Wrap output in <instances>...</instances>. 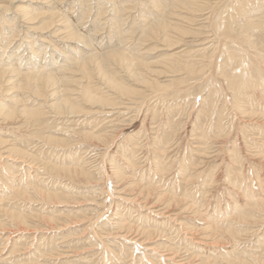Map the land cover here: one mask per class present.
Masks as SVG:
<instances>
[{"label": "rangeland", "instance_id": "1", "mask_svg": "<svg viewBox=\"0 0 264 264\" xmlns=\"http://www.w3.org/2000/svg\"><path fill=\"white\" fill-rule=\"evenodd\" d=\"M91 1H93V0H91ZM212 1H214V0H212ZM44 2H45V0H43L41 2H39V0L34 1L33 2V5L35 4L34 10L35 11H41V10L46 9L48 11H51V10L54 9V7H49V4H47L48 7L46 5H44L43 4ZM52 2H54V1L52 0ZM57 2H58L56 4L57 8H58V6L61 8L60 11H59L60 14H61V17L60 18L63 20V16H64V18H66V17L69 18L70 17V19L72 20V22L74 21L73 23L75 24L76 21L79 20L78 19V17H79L78 15L80 14V11L82 10V6H81V3H80L81 1H79V0H58ZM4 3L10 4V1H8V2L6 1ZM79 4H80V6H79ZM53 5H55V2L53 3ZM42 8H44V9H42ZM133 11H134L133 13H136V10H133ZM208 11L209 10H206V13L204 11V14L201 17H198L196 19V21L194 20V22H196V23L193 22L191 25H188L189 28L192 29L196 33L195 36H191V37H188L187 38L189 40H193L192 45L190 43V45H183V46L179 47L178 49H172L171 51H169L170 54L173 53V52L176 53V54H184L185 52L186 53L190 52L192 57L188 53L189 56H190V58H187V60H193L194 59L193 62H195V61H198V60H202V56L200 54L204 50H211V48L213 47V44L209 43V39H211L213 37V35H212V32L209 31V28L206 27L205 25H203V24L206 23L205 17L208 16V13H209ZM4 15L6 16V18L8 20L6 22L7 24L1 22L3 20ZM16 16H17V18H16ZM103 16L104 15H102L101 17L103 18ZM85 17H86L85 18L86 21L85 20L81 21V24H83L84 27L82 25H80V28L79 29L82 30V31H84L83 33L86 32L87 34H92V36H94L93 38H94L95 41L93 39L91 40V46H90L91 49H95L94 51L97 50L100 53V52H103L104 50H109V49H116L117 50V49H121L122 48V46H121V48H119V45H121V44H119V43H121V40H120L121 35L119 33L118 34H115L114 37H112L109 32H111L113 28H110L111 29V31H110V29L107 28V26H109V25H104L103 26V24H101L102 26L101 25L99 26L96 23V21H95L97 18H95V20H94L93 16L85 15ZM89 17H90V19H88ZM137 17L139 19V15L138 14H137ZM92 18H93V21H92ZM0 19H1L0 25L6 24V25H4V28H5L6 32L10 29V27L13 24H16L15 25L16 27L13 30L15 32H17V33H18V30H20V29L23 28L21 30L22 33H21V31H19V33H21V35L19 34V36H16V38L13 41H11V42H8L7 43V41H9V39H10L9 38L10 37V34L9 33H6L5 34V38L4 37L3 38H0V41H2L4 43V45L8 46V44L10 43L9 44V48L6 49L4 58H8L10 56V54H11L10 53V50L13 51V48L14 47H16L17 45H19L20 43H22L23 45L21 46V48L19 49V51L21 52V56H23V58H25V59L27 58V60H25V59L23 60L24 62L22 64V65H24V64L26 65L27 64L26 62L29 60L28 59L29 57H27L26 55L28 54V56H30V52H28L30 50L27 49L26 42L28 41V39H29V41H32L33 38L39 37L38 35H40L41 33H38V32L35 33V32H32V31H28L26 29L27 23H25L23 21V17H21V14L20 13L15 14V12H13V11L7 13V12H5V11L3 12L1 10L0 11ZM42 20H44V19H42ZM88 21H89V23H88ZM106 21L107 20H104L103 19L101 21V23H104ZM86 24H87V26H85ZM21 26H22V28H21ZM96 26H99L100 29H98L99 27H96ZM130 26H131V28H130ZM138 26L139 25H127V26L124 25V27H122L120 25V27H121L120 28L119 25H115V27H117V28H114L113 31H112V32H114L115 30L116 31L117 30L118 31H122L123 30L124 31L123 33H125V31H126L125 36L127 38L125 37L124 40H126V39H128V40L127 41H124V44L123 43L122 44L124 45L125 48L127 47L126 50H125L127 52H130L132 50V46L134 45V43L138 42L137 40H138V38H139V36H140L141 33L140 32L137 33V32L139 30L141 31L143 29L144 25H140L139 27ZM136 27H138V28L136 29ZM101 29H103V30H101ZM126 29H128V30H126ZM134 29H135V32H134ZM99 30L102 31V32L99 33ZM88 31H90V33ZM130 31H133V32L130 33ZM201 31L203 33H201ZM93 33H94V35H93ZM201 34H202V36H201ZM42 35L43 36L46 35L45 37H47L49 39H51V36H52V35L49 36V34L47 35L45 33H42ZM98 35H99V37H98ZM129 35L130 36L132 35V36L130 37ZM203 35H205V36H203ZM210 35L212 37H209ZM24 36H26V38H24ZM52 38L53 39H51V40H53L52 41L53 43L50 42L47 45V49H45V51L46 50L48 51L47 54H46V57H48V60L51 58L50 57V54H49V51L52 52L51 50H53L55 48V47H53L52 44H55L57 46L59 45L60 47L65 44V42H63V40L57 39V37H53L52 36ZM96 38H98L99 40H96ZM100 38H102V40ZM134 38H136V39H134ZM20 39H21V41H20ZM25 39L27 40L26 42H24ZM130 39L131 40L133 39V40L130 41ZM194 39L197 40L196 42H198V43H196ZM93 41L96 42L99 46L96 43H92ZM102 41H104V42L102 43ZM111 41L113 42V45H112V42ZM134 41H136V42H134ZM16 42H17V45H15ZM125 42H127V43H125ZM143 42H144L143 44L142 43H139L141 47L138 46L140 49H139V51L137 53H140L142 55V59L144 58V60H147L148 62H152L153 69H156L157 68V70L159 71V69L162 68V69H160V71L163 70L164 67L161 66L160 63H157V65H156V61H158L159 59H161V58L164 57L163 54L165 52L163 53V49L162 50H158V49H161L162 46H159V47L157 46V48L154 51V50H152V48L156 44L159 45V43H158L157 40H154V39H151L150 40L149 39V41L148 40H145ZM210 42H212V39L210 40ZM69 44L70 45H73V44L74 45H77L76 43H72V44L69 43ZM127 44H129V45H127ZM144 45H146V46H144ZM79 46L81 47V43H80ZM99 47H101V48H99ZM148 49H150V50H148ZM198 49H201L202 51L201 50H198ZM140 50H142V52L144 54H142V52ZM156 50H158V51H156ZM178 50H179V52H178ZM38 51H39V49H36V52H38ZM135 51H133V52H135ZM40 52H42L41 51V48H40ZM151 52H153L154 54L151 53ZM89 53H91V52H89ZM89 53H87V54H89ZM194 53H196V54H194ZM139 58H141V57L139 56ZM150 59H152V61ZM153 59H154L155 65L157 67H155V65L153 63ZM218 63H220V61ZM152 64H151V66H152ZM207 66L209 68L210 64L208 63ZM113 67L112 68L110 67V72H111V70L114 69ZM210 69H212V67ZM210 69H208V71H211L212 72L213 69L212 70H210ZM208 71H207V74L210 73ZM122 74H124V73H122ZM184 75L181 72L176 75V73L175 74H173L171 72L168 73V72H165V70H164V72H158V73L156 72L154 75H151L150 77L153 78V79H156L157 78V80L160 82V85H162L164 83L165 85L163 84L161 86L162 88L160 87L159 89H156V88L149 87L147 85H140V87H139V85H137V87L140 90V91H138L139 93H135V95L134 94H131L130 95L131 97L130 96H127V95L122 96L123 99L120 98V101H122L120 104H118V105H116L114 107L107 106L106 108L105 107L104 108H101V107L94 108L93 107L94 109H92L90 111V113H88L89 111L88 112H85V113L82 112V113L79 114V116H73V118L70 117L71 120H69V117L67 118V116H69L67 114H63V115L60 114V116H59V114H56L54 116V114L50 112L53 116L50 115V113H48V114L46 113V114H44L45 117H44V115H42L43 117L41 116V118H38L39 121L36 120V122H34L35 121V118L34 119H31L30 121L26 120L25 118H22L23 121L21 119V121H19L20 123L17 124V126H20V127H14L13 126V128H12V125L10 127V124L6 123L7 122L6 120H2V116H0V127H4V128L6 127L5 129H0V131H1L0 133H2V134H0V138H2V140H0L1 141L0 142L1 143L0 144V147H3L2 149L0 148V170H1L0 171V181H1L0 182V192H1L0 193V197H2V198H0V222H1L0 223V226H1L0 227V229H1L0 231L2 232V233L0 232V238L1 239H4V240H1L0 239V250H1L0 251V262H1L0 264H9L10 262H11L10 264H25V263L26 264L27 263L28 264H33V263L34 264L35 263L38 264V261L39 260L41 261L44 258H45V260H42V262H45V263H43V264H48L49 263V260H52V261H50L49 264H53V263L54 264H56V263L57 264H64V261H65V264H95L96 262H98L96 264H111V263L112 264L113 263L114 264H133V262H135V261H136L135 264H166L165 263L166 260H167L166 262L167 263L170 262V264H200V263L201 264H229V263L230 264H232V263L233 264L234 263L235 264H256V263L257 264H264V252H263L264 250H262V249H261L262 251L259 250L261 246L264 248V239H263L264 238V205H263L264 202L257 203L256 206H254V207H251L248 204V200L255 199V198H261V201L262 200L264 201V195H262V193L264 192V180H263L264 179V174H263L264 173V152H263L264 151V143H263V141H264V134H263L264 133V127H262L264 125V116L262 115L263 113H261V110H262L261 108H264V107L261 104L262 99L261 100L259 99L260 98V95L262 97V94H263V91L264 90L262 88H258V89H261L260 91L258 89H255L254 90L255 91V96L257 97L256 98V102L250 104L246 110L244 109V108H246V105H245V107L244 106L241 107L243 110L240 111V107L239 108L237 107L238 104H235V102L233 101V98H232L233 97L232 90L231 89H226V91L225 90L222 91V93H220V95L218 94L216 96V98H214L215 99V102H216L215 104L217 106L215 105V107L213 109L214 110L213 112H216V114L214 113V115H213V112H212V114L209 115L210 113H208L207 106L204 104V100H203L205 98V96H206V92H202L198 88L186 89L184 91H181V93L178 94V95H176L175 93L172 92V91H174L175 86L174 85H171L170 86V83L172 81H174V80H178L179 78L183 77ZM167 77H168V79H167ZM92 81H94V82L92 83ZM92 81H91V84L93 85V87H96V88H99V89L103 90L104 93L107 92L106 90H108V89L104 88V86L99 83V79L98 80L95 79V80H92ZM84 82L86 83V81H84ZM128 82L131 83V84H134V83H132L133 82L132 80H129ZM94 84H97V85H94ZM134 86L136 87L135 84H134ZM141 86H143V87H141ZM207 86H212V83L211 84H208ZM145 87H147V89ZM8 88H7V86L5 87V89H8ZM102 88H104V89H102ZM161 89H163V90H161ZM13 90H15V91L13 92ZM187 90H190V92L189 93L186 92ZM193 90H195L194 93H193ZM153 91H155V92H153ZM4 92H2V93L0 92V96H3V98H4L3 99V98L0 97L1 98L0 99V103L2 102L1 101L2 99L5 100V101H7V102H11L12 95L13 94H16V93H19L20 91H17L16 92V89H11L7 93H6V91H4ZM108 92L111 93V91H109V90H108ZM143 94H146V95H143ZM160 94H161V96H159ZM225 94L226 95L228 94L230 96L228 97V95L226 96ZM24 95H26V96H24ZM125 97H127V98L125 99ZM22 98H24L23 99L24 101L26 100V103L27 104H24V105H27V107H31V105H33V104H36L37 105V102L43 104V100H44V98L43 99L42 98H40V99H37V98L32 99L33 97L31 95H28L27 94V91L23 92ZM221 99H223V100L221 101ZM40 100H42V101H40ZM167 100H168V102H166ZM175 100H176V102L178 104L176 102H173ZM187 101H188V103H187ZM220 102H222L225 105L224 109L221 110V113H220V108L219 107H221V105L223 107L224 105L222 103H220ZM234 106H235V108H237V110L234 108ZM260 106H261V108H260ZM86 107H87L86 110H90L91 109V108H88L89 106H86ZM109 107H111V108H109ZM126 107H127V109H126ZM136 107H137V109H136ZM139 107H140V109H139ZM232 108L235 109V110H233ZM96 110H97V112H96ZM120 110H122V111H120ZM113 111H114V113H112ZM254 111H256V112H254ZM118 112H120V114ZM248 112L249 113L251 112V113L249 114ZM96 113H98V114L96 115ZM219 113L222 116L221 120L223 119L222 120V123L223 122L224 123L226 122L225 124L223 123V130L220 133L218 132V128H216V126H214V124H213V122L215 123L217 121L216 119L219 118ZM85 114H87V115H85ZM137 114H138V116H137ZM114 115H115V117H114ZM47 116H49V117H47ZM95 117H96V120H94ZM45 118H46V120H45ZM61 118H62L63 121L61 120ZM63 118H65V119H63ZM48 119H50V120L48 121ZM251 119H253V121L254 120L257 121V123L252 122ZM90 120L91 121L94 120L93 121L94 123H92ZM99 120H100V122L98 124V121ZM118 120H120V121H118ZM231 120H233V122ZM27 121H28V123H27ZM95 121H97V123ZM210 121H212V122H210ZM86 122H87V125H86ZM45 123H47V124H45ZM88 123H90V124H88ZM95 123H96V125H95ZM42 124L44 125V128H42L43 134L42 135L41 134H37V135L36 134H33L32 132L33 131H36L38 128H41V125ZM48 124H51V126L48 127L47 126ZM24 125H26V126L24 127ZM54 125L57 126L58 129ZM66 127H67V130H65ZM14 128H16L15 131H13ZM61 128H63L65 130V132ZM128 128H129V130H128ZM6 129H9L8 132H7ZM130 129L132 130V132H131ZM4 130H6V131H4ZM21 130H24V131H21ZM96 130H98V131L97 132H94ZM11 131L12 132H15V133H13V135H10V134H12ZM30 131H31V135L29 133ZM100 131H101V133L98 134ZM16 132H19V134L16 133ZM68 132H69V134H68ZM160 132H162V133H160ZM211 132H213V133H211ZM88 133H94V134H96L94 136L95 137L94 140L92 139L93 137L90 138V136L88 137V135H86ZM174 133L177 134V135H174L173 136ZM205 133H208V137L206 139H204V137H203V135ZM157 134H158V136H157ZM163 134L165 136H162ZM167 134L170 135V136H167ZM101 135H102V137H101ZM143 135H144V137H143ZM23 136H26V137H23ZM49 136L54 137V138H56V137L59 138V139L56 138L58 140L57 143L55 142L56 143L55 144V143L49 141L48 140L49 138H47ZM96 136H98L97 137L98 139L96 138ZM104 136L107 137V140H106V137H104ZM159 136H162V138L164 140L161 137H159ZM16 137L17 138H20L19 139L20 142H19V140ZM27 137H30V140H28ZM193 137H194V139H193ZM195 137H196V140H195ZM251 137L254 138V139H252ZM3 138H5L6 140H9V141H5ZM14 138L16 139L17 142H15V139ZM37 138H38V140H37ZM101 138L104 141H102ZM172 138H174L173 139L174 142H173V140H170ZM190 138H192L194 141H192V139H190ZM76 139H79V140H76ZM137 139H138V142H137ZM151 139H152V141H151ZM229 139H230V141H229ZM59 140H63V141H59ZM182 140H184V141H182ZM10 141L13 144V146H12L11 143L8 144ZM97 141H99L98 145H96L97 144L96 143ZM108 141H109L110 144H107ZM42 142H46V144L45 143H42ZM126 142H127V146L125 144ZM151 142H153V143L151 144ZM17 143H18V145H17ZM22 143L24 145H22ZM38 143L39 144L42 143V144L39 145ZM52 143H53V145H52ZM121 143H123V144H121ZM137 143H139V144L137 145ZM223 143H225V144H223ZM260 143H261V145H260ZM37 144L40 147L39 146L37 147ZM59 144H60V146H59ZM69 144H71V145H69ZM146 144H147V147H146ZM10 145H11V147L14 150L10 147ZM47 145L50 146V147H46L45 148V146H47ZM92 145L95 146V147H93ZM119 145H121V146H119ZM142 145L144 147H142ZM153 145H155V147L158 148V149H156ZM168 145L171 148L170 147L166 148ZM187 145H189L188 146L189 148L187 147ZM254 145L255 146L258 145V146L256 148H254L255 147ZM6 146H7V149H6ZM58 146H59V148H58ZM137 146H140V147H137ZM193 146L196 147L198 150H196V148H194ZM230 146L232 148H230ZM235 146L238 148V155H241L239 157L240 158L243 157L245 160L243 158H241V162L234 161V158H233L234 157V154L232 153V149ZM71 147L73 148V150H72ZM117 147H118V149H117ZM200 147H202V150H201ZM218 147H219V149H218ZM52 148H54V149H52ZM106 148H109V149L107 150ZM204 148H205V150H204ZM32 149L35 152H32L33 151ZM154 149H155V151H154ZM262 149H263V151H262ZM20 150L26 151L25 152L26 155L25 156H20L21 155V154H19V151ZM30 150H32V151H30ZM123 150L124 151H128V152H124ZM139 150H141V151H139ZM253 150H255V151H253ZM257 150H259V151H257ZM2 151L4 153L6 152V154H3ZM57 151H59V152H57ZM71 151H73V153ZM107 151H108V153H107ZM8 152H9V154H8ZM30 152L33 153L34 156ZM39 152H40V154H39ZM146 152L148 154L147 156H146ZM10 153H12L15 156H13ZM28 153H29V155H28ZM45 153H47L48 155L45 154ZM76 153L78 155H76ZM93 153H95V154H93ZM117 153H118V156H117ZM261 154H262V156H261ZM111 155L115 159L113 157L111 158ZM4 156H6V157H4ZM37 156H38V158H37ZM122 156H124V157H122ZM154 156H156L157 158L154 157ZM246 156H249V157H246ZM24 157H25V160H24ZM68 157H70L72 160L70 158H68ZM75 157L76 158L78 157L79 160L76 159ZM126 157L129 158V159L132 158V159H130L132 161L130 162V160L127 159ZM145 157H146V159H144ZM159 157H160V159H159ZM261 157H262V159H261ZM60 158H61V161H60ZM118 158H119L120 161L118 160ZM162 158H163V160H162ZM5 159H6V161H5ZM11 159L13 160V162H12ZM139 159L142 160V161H140ZM73 160H74V162H73ZM157 160H159V161H157ZM42 161H44V162L42 163ZM75 161H76V164H75ZM164 161H165V163H164ZM7 162L9 164H6ZM256 162H258V163H256ZM78 164H79V166H78ZM64 165H66V166H64ZM71 165H72L73 168L76 167V166H78L77 169H81V170H85L86 172H89L90 176L93 175L92 177H90V179H92V181L91 180H89V181L87 180V178H89L88 176H86V177H81L80 176L79 177L80 179H78V177L69 179L68 176H66V177L64 176V174H63L62 171H60V170L55 171L51 167V166H53L55 168H59L60 166H62V167H65V168H69V167L71 168ZM122 165H124V166H122ZM163 165H164V167H163ZM179 165L181 166V168H180ZM227 165H229V166H227ZM239 165H241V166H239ZM87 166H88V168H87ZM156 166L158 167V169H157ZM203 166H205V167H203ZM99 167H100V170H99ZM119 167L121 169H119ZM160 167H162L161 170H160ZM22 168H24V169H22ZM86 168H87V170H86ZM92 168L94 169V171H96V169H97V173L96 174H95V172L93 171ZM124 168H125V170H124ZM137 168H139V169H137ZM142 168H143V171H142ZM150 168L153 169V170H150ZM49 169H52L53 171H50ZM114 170H115V172H114ZM131 170H134V171L131 172ZM146 170H147V172H146ZM180 170H182V171H180ZM185 170L187 171V173H185ZM140 171H142L144 173H142ZM150 171H151V173H150ZM158 171L161 172V173H158L159 176H160V177L158 176L159 177V180L157 178V175H158L157 172ZM4 172H6L5 173L6 175H4ZM103 172H105L104 173V178H105L104 181L105 182H103V180H98V178H97ZM26 173H27V175H26ZM122 173H124V175H121ZM131 173L132 174L134 173L135 176H134V174L132 175ZM145 173H148L149 176H148V174H145ZM184 173H185V176L187 178L184 176ZM204 173H205V175H204ZM228 173L229 174L231 173V174L229 175ZM7 174L9 176H7ZM32 174H34V175H32ZM151 174H152V176H151ZM208 174H210V175L208 176ZM1 175H3V176H1ZM116 175H118V176H116ZM106 176H107V178H106ZM121 177L128 178V181L129 182L131 181V179H132V181H133V179L134 180L136 179L134 183H136V184L138 183V185L143 186V187H148V185H149L148 182L150 183L152 181L151 183H154L156 185V187H157L158 194H161V192H162L163 194H166L167 195L168 192H169V193L172 194V195L169 194L170 196H173V195H176L177 196L178 195L180 197V195H183L180 198L182 200L183 199L184 200L183 201L180 200V204H178L179 203V200H177V201H175L176 203L173 202L174 205H171V206H170V204H172V202L171 203L169 202L170 204L167 202V206H166V204H164V202L166 203L165 199H164V202L162 201L163 199L161 201H159V200L157 201V198H156V196H158L157 194L152 195L150 198L148 197L149 199H147V201H145L144 198H141V199L135 198V199H133L134 196L137 197L138 194L137 193L136 194L135 193L132 194V190L129 191L128 190V187H125V186H128L127 184H129V183H127V184L124 183L125 186H124V184L122 185L123 190L125 189L124 191L122 190L121 187L119 188V186L115 183L117 180L120 181V178ZM130 177H131V179H130ZM181 177H183V178H181ZM225 177H227L229 179H227V178L225 179ZM255 177H256V179H255ZM2 178L3 179L4 178L5 179L8 178V179L7 180H5V179L3 180ZM51 178H52V180H51ZM206 178L209 181H207ZM163 179H165V180H163ZM253 180H254V183H253ZM2 181L4 183H6L5 186H4V184H3ZM63 181H65V182H63ZM66 181L68 182V184H71V188H69L67 186L68 184H67ZM83 181L85 182L84 184H83ZM143 181H146V182H143ZM157 181L158 182L160 181L161 183H158ZM57 183H59V185H57ZM94 183H96V184H94ZM172 184H174L173 187H172ZM256 184H258L259 186L256 185ZM63 185H65L64 189L66 188V189L70 190V193H67V195L70 196L69 197V200H64V201H62L63 203L62 202L53 201V199H51L52 201H50L48 199L49 197L47 196L46 193H50V192H53V191H58V192L61 191L62 192V190H60V188ZM98 185H99V187H98ZM170 185H171V187H170ZM192 185L194 187L189 188ZM55 186H57V188ZM90 186H91V188H90ZM92 186H95L94 189L96 188L95 190H97V191L94 192V189H93ZM103 186L107 187V189H106L107 191L106 192H108V194H106V193L103 192V188H104ZM151 186H153V184ZM160 186H161V188H160ZM213 187H214V189H213ZM215 187H216V189H215ZM115 188H117L118 190L120 189V190L118 191ZM46 189H47V192H46ZM74 189H75V191H74ZM158 189H159V191H158ZM44 191H45V194L43 193ZM102 192H103V194H102ZM109 192H110V194L111 193H113V194L109 195ZM121 192H122V194L124 196H122ZM188 192H189V194H188ZM244 192H245V194H244ZM34 193H36V195ZM130 193H131V195H130ZM96 194L98 195V197L96 196ZM100 194H102V195H100ZM118 194H120V196H118ZM37 195H38V197H37ZM42 195H43L44 198L42 197ZM128 195L130 196V198L128 197ZM238 195H240V196H238ZM246 195H248V196H246ZM93 196H95L96 199ZM131 196H133V198ZM115 197H116V199H115ZM104 199H106V201ZM137 199H138V201H137ZM3 200H4V202H3ZM30 200L32 201V203H30ZM71 200H73V201H71ZM112 200H113V202H112ZM142 200H144L145 202L142 201ZM24 201L27 202L26 205H25ZM97 201H98V204H96ZM115 201H117V202H115ZM139 201H141V202H139ZM185 201L187 202V204H184V203H186ZM231 201H234V202H231ZM235 201H236V204H235ZM43 202H45V203H43ZM47 202H48V204H47ZM88 202H89V204H88ZM102 203H104V205H102ZM140 203H142L143 205L140 204ZM147 203H150L151 206L149 204H147ZM233 204H235V205L238 204V208L240 210L237 209V206H236V210H235V208H234L235 205L233 206ZM43 205H44V207H43ZM229 205H230V207L233 210L229 207ZM104 206H106V209L108 207L111 208V207H114V206L117 207V208H115V207L114 208H111V209L108 208L109 210L106 211L105 208L104 209L102 208ZM28 207H30V208H28ZM41 207H42V209L40 210ZM60 207H61L62 210L60 209ZM245 207L246 208L248 207V208L246 209ZM20 208H22V210H25V211L22 212V210ZM44 208L46 209L47 214H45L46 212H45V209ZM53 208H55V211H57V212H54V209ZM11 209H13V210H11ZM14 209H15V211H14ZM33 209L34 210L36 209L37 213L39 211V214H37L36 211H34ZM51 209H52V211L50 213L49 210H51ZM59 209H60V211H59ZM176 209H177L178 212L176 211ZM230 209H231V211H230ZM256 209H258L259 211H257ZM4 210L7 211V212H5ZM10 210H11V212H13V211L14 212H19L20 211L19 213H21V214H23L25 212L26 213V214L24 213L25 218H23V220H22L24 224L23 223H21V224L20 223H17V222L20 221V219H16V218L10 217V215H8V214L11 213ZM93 210H94V212H93ZM8 211H9V213H8ZM26 211H28V212H26ZM29 211H31L30 212V215L31 216H28L29 215ZM33 211L36 214H34ZM101 211H102V213L104 212V214H102V216H99L98 214H96L97 212L98 213L100 212L99 214H101ZM172 211L176 213V215H175L176 217H178V216L179 217L176 218L174 216L175 213H171ZM228 211L230 212L231 215L228 213ZM232 211H233V213H231ZM237 211H239V212H237ZM58 212H60V213H58ZM111 212H115V213L112 214ZM195 212H199V214L197 213V215H195ZM262 212H263V214H262ZM74 213H75V215H74ZM143 213H145V214H143ZM40 214L43 217L40 216ZM50 214H51V216H49ZM94 214H95V216H94ZM157 214H159L162 218L159 215H157ZM177 214H179V215H177ZM6 215H8V216H6ZM90 215H92V217ZM118 216H120V217H118ZM234 216H235V218H234ZM28 217H31V218L28 219ZM36 217H39V218H36ZM41 217H42V220H41ZM97 217H98V220H97ZM101 217H103V218L101 220H99ZM121 217H123V218H121ZM206 217H207V219H206ZM58 218H59V220H58ZM241 218H242V220H241ZM24 219H28V220H24ZM51 219L53 220L54 223L52 222ZM54 219H55V221H54ZM95 219H96V222H95L96 224H94L95 225L94 226V225H92V223L95 221ZM103 219H105V220L103 221ZM106 219L108 221L110 220V222L106 221ZM177 219H178V221H177ZM230 219H232V220H230ZM10 220L13 223V225L11 224ZM40 220H41V222H40ZM152 220H154V221H152ZM167 220H169V223H168ZM207 220H209V222H207ZM251 220H253V221H251ZM161 221H162V223H160ZM102 222L103 223L106 222V223H104L105 225ZM170 222L172 224H170ZM182 222L185 223V224H183ZM97 223H98V227H97ZM99 223L101 224L100 226H99ZM154 223H156V224L154 225ZM167 223H168V225H167ZM53 224H55V225H53ZM113 224H114V226H113ZM157 224H159V225H157ZM179 224L182 225V226H180ZM210 224H212L211 228L209 226ZM214 224H215V226L213 228V225ZM220 224L222 225V227H221ZM249 224H251V226ZM230 225H232V226L230 227ZM156 226H158V227H156ZM49 227H50V229H49ZM180 227H181V229H180ZM95 228H97V230ZM199 228H200V230H199ZM93 231H96V233H94ZM98 232L100 234H98ZM91 234H93V235L90 236ZM85 236H86V238H85ZM111 236H113V237H111ZM168 236H170V238ZM25 237H27V238L25 239ZM257 237H260V238L257 239ZM98 238H100V239H98ZM101 238L102 239L104 238L105 241L102 240ZM7 239H9V240H7ZM22 239H24V240H22ZM50 239H52V240H50ZM127 239H128V241L130 243H128ZM25 240H26V242H25ZM54 240L57 241V242H54ZM228 240H229V242H227ZM19 241H21V242H19ZM31 241H32V243H31ZM136 241L138 243L139 242L140 243L138 244V243H136ZM231 241H233V242H231ZM257 241H258V244H257ZM259 241H263V242H259ZM15 242H17L18 246L16 245ZM40 242H42V243H40ZM44 242H45V244L46 243L47 244L44 245ZM53 242H54V244H52ZM91 242H93V243H91ZM98 242L100 243V245H98L99 244ZM156 242H158V243H156ZM171 242H172V244H171ZM21 243H23V244H21ZM30 243H31V245H30ZM101 243H102V246H101ZM134 243L135 244H138V245H136V247H135V244ZM169 243L171 244L172 247H170V244ZM230 243H231L232 246L230 245ZM239 243H241V244H239ZM40 244H42L43 247ZM50 244H51V246H50ZM130 244L131 245L133 244V246H130ZM144 244L147 245V247H144ZM167 244H169L168 245L169 248L167 247ZM261 244H263V245H261ZM29 245H30V247H29ZM152 245H155L157 247L155 248ZM13 246L15 248H19V249H17L18 251ZM185 246H186V248H185ZM165 247H167V248H165ZM40 248H42L41 249V253H42L43 256L39 252L40 251ZM104 248H106V249H104ZM230 248H232V249L231 250H228ZM32 249H34V251ZM37 249L39 251H37ZM136 249H138L139 251L138 250L136 251ZM21 250H22V252H21ZM44 250H45V252H44ZM46 250H49V251H46ZM50 250L53 251V253H51ZM113 250L116 251V253ZM152 250H153V252H151ZM227 250L230 253L228 256L226 255L229 259H226L227 257L224 256V254H227L228 253ZM242 250H244V251H242ZM10 251H11V253H10ZM36 251H37V253H36ZM85 251L86 252L88 251V252L86 253ZM19 252H21L19 254L21 256V258L20 257L18 258V256H19L18 253ZM23 252H26V253L23 254ZM57 252H59V253H57ZM111 252L112 253L114 252L115 254L113 253V255H112ZM145 252L146 253L148 252V253L146 254ZM222 252H223V254H222ZM255 252H257L258 254L260 253L259 254L260 257ZM44 253H46V254H48L50 256H48V255H46ZM135 253L137 254V257L135 256L136 255ZM163 253H165V254H163ZM25 254H26V257H24ZM29 254H30L29 257L32 256V259L30 260V262H28L29 261L28 260L29 257H27ZM58 254H61V255L58 256ZM150 254H152V255H150ZM216 254H219V256L216 255ZM241 254H243V255H241ZM35 255L37 257L39 256L38 257L39 259H37V257L34 258ZM44 255H46V256L44 257ZM117 255H119L120 258ZM160 255L161 256L164 255V256H162L164 259ZM171 255H173V256H171ZM221 255H222V258H221ZM4 256L6 258H4ZM14 256H16V257H14ZM106 256H107V258H106ZM146 256H147V258H146ZM169 256H171V257H169ZM229 256H232L233 259H232V257H229ZM152 257H153V259H152ZM245 257H247L250 261L247 258H245ZM7 259L10 260L9 263H6L7 262ZM21 259H23L24 262H22ZM33 259L35 260V262H34ZM148 259H150V260L152 259V260H154L156 262H154V261L151 260V262H152L151 263L150 260H148ZM234 259L237 260V261H234ZM18 260H20L21 262L18 263ZM31 261H33V262H31ZM60 261L63 262V263H61ZM109 261H112V262L110 263ZM252 261H253V263H252ZM42 262H39V263L41 264Z\"/></svg>", "mask_w": 264, "mask_h": 264}, {"label": "bare ground", "instance_id": "2", "mask_svg": "<svg viewBox=\"0 0 264 264\" xmlns=\"http://www.w3.org/2000/svg\"><path fill=\"white\" fill-rule=\"evenodd\" d=\"M8 2L10 1V4H6L4 2ZM36 1V0H0V11L2 10L3 12H15V14H18L20 13L21 14V17H23V21L25 23H27V26H26V29L28 31H32V32H38V33H41L40 35H38L39 37H35L32 39V41H28L25 39L24 42H26V45H27V49H29L30 51V56H28V54L26 55L27 57H29L28 61L26 62L27 64L25 65H22L23 64V60L25 58H23V56H21V52L19 51V49L21 48V46L23 45L22 43H18L19 45H17V42L15 45H17L16 47L13 48V51L10 50V56L8 58H4L5 56V52H6V49L9 48V44L8 46L4 45V43L2 41H0V92H4L6 91V93L11 90V89H16V92L17 91H20L19 93H16V94H13L12 95V100L11 102H7L5 100H3V96H0L1 98H3L0 103V116H2V120H6L8 124H10V127L12 125V128L13 126L14 127H20V126H17V124H19L21 121L22 118H25L26 120L30 121L31 119H34L35 118V121H39L38 118H41L42 115L44 114H48V113H53L54 116L56 114H67L69 116H67V118L69 117V120L70 117L73 118V116H79L80 113L82 112H88L90 113V111L94 108H98V107H101V108H106L107 106H111V107H114L118 104H120L122 101H120V98H122V96L124 95H127V96H130L131 94H134L135 93H139L138 91L139 88L137 87V85H147L149 87H152V88H156V89H159L162 85H160V82L156 79H153L151 78L150 76L151 75H154L156 72H171L173 74L176 73V75L178 73H183V77L179 78L178 80H174L170 83V86L171 85H174L175 86V89L174 91H172L173 93H175L176 95L180 94L181 91H184L186 89H191V88H198L199 90H201L202 92H206V96L205 98L203 99L204 100V104L207 106V111L208 113H210L209 115L212 114V112L214 111V107H215V99L216 96L220 93H222V91H226V89H231L232 90V94H233V101L235 102V104H238L237 107L239 108L240 107V111L243 110L241 107H245L246 105V108H244L245 110L248 108V106L254 102H256V96H255V89H258V88H262L264 90V0H79L81 1V6H82V10L80 11V14L78 15V21H76V23L74 24L72 22V20L69 18H64L63 16V20L60 18L61 17V14H60V7L56 6V4L58 3L57 1L58 0H53L55 2V5H53L54 2H52V0H45V2L43 3L44 5L47 6V4H49V7H54L53 10L51 11H48L44 8V10H41V11H35L34 10V6L35 4L33 5V2ZM43 0H39V2H41ZM38 2V1H37ZM62 2V1H61ZM71 2V1H70ZM66 3V2H65ZM72 3V2H71ZM70 3V4H71ZM39 4V3H38ZM68 4V3H67ZM43 5V6H44ZM62 5V4H61ZM64 5V4H63ZM78 5V4H77ZM45 6V7H46ZM80 6V4H79ZM48 7V6H47ZM36 9V8H35ZM68 9V8H67ZM65 10V9H64ZM78 10V9H77ZM133 10H136V13H133L134 11ZM206 10H209L208 12V16L205 17V21L206 23L203 24L205 25L206 27L209 28V31L212 32V35L213 37L210 35L209 37H212V42H210L211 39H209V43L213 44V47L211 48V50H204L200 55L202 56V60H198V61H194L193 60H187V58H190L191 56V53L188 52V53H184V54H176L174 53H171L169 51H171L172 49H178L179 47L183 46V45H192L193 43V40H189L187 39L188 37H191V36H195V32L189 28L188 25H191L194 20L196 21V19L198 17H201L203 14H204V11L206 13ZM76 11V10H75ZM79 11V10H78ZM18 12V13H17ZM62 12V11H61ZM74 12V11H73ZM68 13V12H67ZM76 14V13H75ZM137 14L139 15V19L137 17ZM64 15V14H63ZM74 15V14H73ZM85 15H88V16H93L94 20L95 18H97L95 21L96 23L100 26L101 24L104 25H109L107 26V28H117L115 27V25H120L122 27H124V25H144L143 29L140 31H136L137 33H141L139 38H138V42L134 43V45L132 46V52H127L125 51L126 48L124 47V41H127L128 39L124 40V38L126 37L125 36V33H123L124 31H110L109 32L111 34L112 37H114L115 34H120L121 37H120V40H121V45H119V48H122L121 49H109V50H104L103 52H100L99 51H94L95 49H91L90 46H91V40L93 39L94 40V36H92V34H87L86 32L83 33L84 31L80 30V25H82L84 27L83 24H81V21L85 20ZM102 15L103 18L101 17ZM68 16V15H67ZM108 16V17H107ZM15 18V17H14ZM17 18V16H16ZM15 18V19H16ZM93 18H92V21H93ZM12 19V18H11ZM14 19V20H15ZM44 19V20H42ZM90 19V17L88 18ZM107 20L106 22L104 23H101L102 20ZM203 19V18H202ZM18 20V19H17ZM199 20V19H198ZM1 21V19H0ZM8 20L6 18V16L4 15L3 17V20L1 22L3 23H6ZM86 21V20H85ZM91 21V20H90ZM94 21V22H95ZM11 22V21H10ZM2 23V24H3ZM86 23V22H85ZM89 23V21H88ZM196 23V22H194ZM7 24V23H6ZM4 24V25H6ZM20 24V23H19ZM22 24V23H21ZM93 24V23H92ZM202 24V23H201ZM4 25H0V38H5V34L6 33H9L10 34V39L8 42H11L13 41L16 36H19V34L21 35L22 33V26L20 30H18V33L15 32L13 29L16 27L15 25L16 24H13L10 29L6 32L5 28H4ZM25 25V24H24ZM74 25V26H73ZM113 25V26H112ZM187 25V26H186ZM9 26V25H8ZM87 26V24L85 25ZM90 26V25H89ZM99 26H96V27H99ZM102 26V25H101ZM138 26V27H139ZM129 27V26H128ZM136 27V29L138 28ZM200 27V26H199ZM121 28V27H120ZM131 28V26H130ZM134 28V27H133ZM207 28V29H208ZM17 29V28H16ZM25 29V28H24ZM100 29V27L98 28ZM123 29V28H122ZM200 29V28H199ZM103 30V29H101ZM105 30V29H104ZM128 30V29H126ZM131 30V29H130ZM19 31H21V33H19ZM98 31V30H97ZM96 31V32H97ZM90 33V31H88ZM102 31L99 30V33H101ZM133 32V31H130V33ZM134 32H135V29H134ZM42 33H45V34H49L52 35L53 37H57V39H61L63 40V42H65V44L63 46H57L55 44H52L53 47H55L53 50H51L52 52L49 51V54H50V59L48 60V57H46V54H47V50L45 51V49H47V45L52 42L53 39L52 36H51V39L45 37L42 35ZM200 33V32H199ZM201 33H203L201 31ZM24 34V33H23ZM108 34V33H107ZM134 34V33H133ZM94 35V33H93ZM100 35V34H99ZM98 35V37H99ZM105 35V34H104ZM138 35V34H137ZM136 35V36H137ZM206 35V34H205ZM203 35V36H205ZM209 35V34H208ZM207 35V36H208ZM97 36V35H96ZM130 36V35H129ZM128 36V37H129ZM132 36V35H131ZM130 36V37H131ZM134 36V35H133ZM202 36V34H201ZM7 37V36H6ZM28 37V36H27ZM24 38H26V36H24ZM43 38V39H42ZM127 38V37H126ZM197 38V37H196ZM204 38V37H203ZM46 39V40H45ZM102 40V38H100ZM136 39V38H134ZM149 39H154V40H157L159 45L156 44L152 50L155 51V49L157 48V46H162L161 49H158V50H162L163 49V58L159 59L158 61H156V65L157 63H160L161 66L164 67L163 70L160 71V68L159 71L156 69H153V64L152 62H148L147 60H144V58L142 59V55L140 53H137L139 51V47L140 44L139 43H144L143 41L145 40H148ZM7 40V39H6ZM48 40V41H47ZM96 40H99L98 38H96ZM105 40V39H104ZM133 40V39H132ZM130 39V41H132ZM195 40V39H194ZM204 40V39H203ZM208 40V39H207ZM21 41V39H20ZM41 41V42H40ZM55 41V40H54ZM60 41V40H59ZM95 41V40H94ZM92 42V43H96V42ZM129 41V42H130ZM197 40H195L196 42ZM206 41V40H205ZM57 42V41H56ZM62 42V41H61ZM104 41H102L103 43ZM112 42V41H111ZM110 42V43H111ZM128 42V43H129ZM147 42V41H146ZM200 42V41H199ZM202 42V41H201ZM208 42V41H207ZM206 42V43H207ZM6 43V42H5ZM53 43V42H52ZM58 43V42H57ZM69 43H76L77 45H70ZM81 43V47L79 46ZM99 43V42H98ZM101 43V42H100ZM108 43V42H107ZM106 43V44H107ZM123 43V44H122ZM127 43V42H125ZM198 43V42H196ZM97 44V43H96ZM141 44V45H142ZM94 45V44H93ZM98 45V44H97ZM103 45V44H102ZM112 45H113V42H112ZM129 45V44H127ZM126 45V46H127ZM198 45V44H197ZM99 46V45H98ZM105 46V45H104ZM139 46V47H138ZM146 46V45H144ZM129 47V46H128ZM152 47V46H151ZM192 47V46H191ZM40 48H41V51L43 52H40ZM93 48V47H92ZM101 48V47H99ZM98 48V49H99ZM106 48V47H105ZM185 48V47H184ZM204 48V47H203ZM209 48V47H208ZM36 49H39V53L36 52ZM143 49V48H142ZM186 49V48H185ZM184 49V50H185ZM136 50V51H135ZM150 50V49H148ZM147 50V51H148ZM156 50V51H158ZM194 50V49H193ZM198 50H201V49H198ZM22 51V50H21ZM129 51V50H128ZM135 51V52H133ZM142 52V50H140ZM183 51V50H182ZM202 51V50H201ZM200 51V52H201ZM24 52V51H23ZM91 52V53H89ZM179 52V50H178ZM177 52V53H178ZM89 53V54H87ZM131 53V54H130ZM153 53V52H151ZM211 53V54H210ZM142 54H144L142 52ZM154 54V53H153ZM162 54V53H161ZM193 54V53H192ZM196 54V53H194ZM170 55V56H169ZM139 56L141 58H139ZM25 57V56H24ZM158 57V56H157ZM192 57V56H191ZM196 59V58H195ZM27 60V58L25 59ZM34 62H33V61ZM152 61V59H150ZM157 60V59H156ZM197 60V59H196ZM32 61V62H31ZM220 61V63H218ZM223 61V62H222ZM213 62V63H212ZM216 62V63H215ZM222 62V63H221ZM33 63V64H32ZM38 65H37V64ZM153 63H154V59H153ZM208 63L210 64L209 68H208ZM32 64V65H31ZM152 64V66H151ZM155 65V63H154ZM155 65V67H157ZM114 66V67H113ZM117 66V67H116ZM160 66V67H161ZM110 67L114 68L113 70H111L110 72ZM210 69L212 67V72L211 71H208V69ZM218 70V71H217ZM207 71L210 72L209 74H207ZM124 73V74H122ZM212 73V74H211ZM151 74V75H150ZM211 74V75H210ZM206 75V76H205ZM210 75V76H209ZM157 77V76H156ZM179 77V76H178ZM205 77V78H204ZM172 78V77H171ZM95 79H99V83L101 85L104 86V88L108 89L110 92H108V90H106L107 92H103V90L99 89V88H96V87H93V85L91 84V81L92 80H95ZM168 79V77H167ZM129 80H132L136 87L134 86V84H131L129 83L128 81ZM86 81V83L84 82ZM94 81H92L93 83ZM96 82V81H95ZM98 83V82H97ZM212 83V86H207L208 84H211ZM215 84V85H214ZM94 85H97V84H94ZM133 85V86H132ZM165 85V84H164ZM168 85V84H167ZM7 86L8 89H5V87ZM101 87V86H100ZM143 87V86H141ZM102 88V89H104ZM147 89V87H145ZM162 88V87H161ZM150 89V88H149ZM101 90V91H100ZM163 90V89H161ZM259 91L261 89H258ZM15 90H13L14 92ZM27 91V94L28 95H31L34 99V98H37V99H40V98H44L43 100V104L37 102V105L36 104H33L31 105V107H27V105H24V104H27L26 103V100L24 101L22 98L23 96V92ZM145 91V90H144ZM158 91V90H157ZM198 91V90H197ZM155 92V91H153ZM186 92H190V90H187ZM195 92V90H193V93ZM5 93V92H4ZM11 93V92H10ZM227 93V92H226ZM259 93V92H258ZM205 94V93H204ZM203 94V95H204ZM2 95V94H1ZM139 95V94H138ZM143 95H146V94H143ZM226 95V94H225ZM228 95V94H227ZM226 95V96H227ZM260 95V94H259ZM8 96V95H7ZM26 96V95H24ZM141 96V95H140ZM150 96V95H149ZM161 96V94L159 95ZM183 96V95H182ZM230 95H228L229 97ZM6 97V96H5ZM9 97V96H8ZM131 97V96H130ZM223 97V96H222ZM0 98V99H1ZM127 97H125L126 99ZM161 98V97H160ZM224 98V97H223ZM36 99V100H37ZM123 99V98H122ZM231 99V98H230ZM260 100L262 99V102L261 104L263 105L264 107V91H263V94H262V97L260 95ZM30 100V99H29ZM156 100V99H155ZM223 99H221L222 101ZM33 101V100H32ZM31 101V102H32ZM42 101V100H40ZM132 101V100H131ZM165 101V100H164ZM128 102V101H127ZM135 102V101H134ZM157 102V101H156ZM155 102V103H156ZM163 102V101H162ZM168 102V100L166 101ZM173 102H176L173 101ZM180 102V101H179ZM203 102V101H202ZM30 103V102H29ZM35 103V102H34ZM177 103V102H176ZM181 103V102H180ZM188 103V101H187ZM222 103V102H220ZM219 103V104H220ZM231 103V102H230ZM23 104V105H22ZM129 104V103H128ZM137 104V103H136ZM157 104V103H156ZM168 104V103H167ZM178 104V103H177ZM176 104V105H177ZM223 104V103H222ZM234 104V103H233ZM234 104V105H235ZM140 105V104H139ZM138 105V106H139ZM166 105V104H165ZM169 105V104H168ZM224 105V104H223ZM232 105V104H231ZM86 106H89L88 108H91L90 110H86ZM155 106V105H154ZM217 106V105H216ZM94 107V108H93ZM109 107V108H111ZM156 107V106H155ZM222 107V105H221ZM220 108V113H221V110L224 109L225 105L221 108ZM108 108V109H109ZM125 108V107H124ZM154 108V107H153ZM235 108V106H234ZM261 108V106H260ZM100 109V108H99ZM121 109V108H120ZM127 109V107H126ZM129 109V108H128ZM137 109V107H136ZM140 109V107H139ZM142 109V108H141ZM155 109V108H154ZM169 109V108H168ZM217 109V108H216ZM233 109V108H232ZM237 110V108H235ZM233 109V110H235ZM261 113H263L262 115L264 116V108H261ZM163 110V109H162ZM201 110V109H200ZM239 110V109H238ZM112 111V110H111ZM122 111V110H120ZM248 111V110H247ZM97 112V110H96ZM125 112V111H124ZM199 112V111H198ZM203 112V111H202ZM235 112V111H234ZM256 112V111H254ZM50 113V115H52ZM114 113V111L112 112ZM120 114V112H118ZM122 113V112H121ZM138 113V112H137ZM206 113V112H205ZM207 113V114H208ZM214 113L216 114V112H213V115ZM219 113V118L216 119L217 121L213 124L214 126H216V128H218V132L220 133L222 130H223V123H222V116L221 114ZM249 113V112H248ZM251 113V112H250ZM249 113V114H250ZM98 113H96L97 115ZM100 114V113H99ZM143 114V113H142ZM240 114V113H239ZM247 114V113H246ZM61 115V116H62ZM87 115V114H85ZM89 115V114H88ZM118 115V114H117ZM124 115V114H123ZM129 115V114H128ZM218 115V114H217ZM233 115V114H232ZM237 115V114H236ZM235 115V116H236ZM257 115V114H256ZM260 115V114H259ZM53 116V115H52ZM138 116V114H137ZM234 116V117H235ZM4 117V118H3ZM43 117V116H42ZM45 117V115H44ZM49 117V116H47ZM51 117V116H50ZM63 117V116H62ZM86 117V116H85ZM90 117V116H89ZM107 117V116H106ZM113 117V116H112ZM115 117V115H114ZM117 117V116H116ZM123 117V116H122ZM145 117V116H144ZM52 118V117H51ZM56 118V117H55ZM66 118V117H65ZM63 118V119H65ZM101 118V117H100ZM133 118V117H132ZM136 118V117H135ZM209 118V117H208ZM58 119V118H57ZM91 119V118H90ZM120 119V118H119ZM245 119V118H244ZM1 120V121H2ZM46 120V118H45ZM50 119H48L49 121ZM62 120V118H61ZM75 120V119H74ZM73 120V121H74ZM79 120V119H78ZM87 120V119H86ZM96 120V117L95 119ZM94 120H90L92 123H94L93 121ZM105 120V119H104ZM228 120V119H227ZM243 120V119H242ZM23 121V119H22ZM27 121V123H28ZM44 121V120H43ZM42 121V122H43ZM63 121V120H62ZM111 121V120H110ZM120 121V120H118ZM123 121V120H122ZM233 122V120H231ZM245 121V120H244ZM250 121V120H249ZM252 122L254 123H257V121H253V119H251ZM56 122V121H55ZM89 122V121H88ZM97 123V121H95ZM100 120L98 121V124H99ZM212 122V121H210ZM231 122V123H232ZM259 122V121H258ZM26 123V122H25ZM30 123V122H29ZM95 123V125H96ZM116 123V122H115ZM160 123V122H159ZM226 123V122H225ZM224 123V124H225ZM230 123V122H229ZM236 123V122H235ZM250 123V122H249ZM47 124V123H45ZM90 124V123H88ZM131 124V123H130ZM184 124V123H183ZM210 124V123H209ZM246 124V123H245ZM86 125H87V122H86ZM132 125V124H131ZM250 125V124H249ZM260 125V124H259ZM258 125V126H259ZM26 125H24L25 127ZM43 126V127H42ZM46 126V125H45ZM48 127L51 126V124H48L47 125ZM55 126V125H54ZM65 126V125H64ZM89 126V125H88ZM126 126V125H125ZM211 126V125H210ZM231 126V125H230ZM9 127V128H10ZM53 127V126H52ZM57 128V126H55ZM61 127V126H60ZM69 127V126H68ZM232 127V126H231ZM245 127V126H244ZM264 127V125L262 126ZM6 128V127H5ZM4 127H0V129H5ZM34 128V127H33ZM42 128H44V125L42 124L41 125V128H38L36 131H33L32 133L33 134H43V130ZM130 128V127H129ZM128 128V130H129ZM237 128V127H236ZM247 128V127H246ZM16 128H14L13 131H15ZM19 129V128H18ZM58 129V128H57ZM63 129V128H61ZM71 129V128H70ZM125 129V128H124ZM150 129V128H149ZM206 129V128H205ZM232 129V128H231ZM254 129V128H253ZM7 132L9 129H6ZM4 130V131H6ZM12 130V129H11ZM27 130V129H26ZM67 130V127L66 129ZM65 130L63 129V131L65 132ZM104 130V129H103ZM131 130V129H130ZM159 130V129H158ZM215 130V129H214ZM3 131V130H2ZM21 131H24V130H21ZM57 131V130H56ZM59 131V130H58ZM69 131V130H68ZM98 130L94 131V132H97ZM160 131V130H159ZM158 131V132H159ZM169 131V130H168ZM199 131V130H198ZM208 131V130H207ZM211 131V130H210ZM213 131V130H212ZM1 132V131H0ZM123 132V131H122ZM132 132V130H131ZM151 132V131H150ZM202 132V131H201ZM214 132V131H213ZM211 132V133H213ZM225 132V131H224ZM12 134L10 135H13V133L15 132H12ZM19 134V132H16ZM30 135H31V131L29 132ZM75 133V132H74ZM101 131L98 133L100 134ZM116 133V132H115ZM134 133V132H133ZM157 133V132H156ZM162 133V132H160ZM164 133V132H163ZM176 133V132H175ZM173 134L174 135H177V134ZM233 133V132H232ZM2 134V133H0ZM69 134V132H68ZM117 134V133H116ZM165 134V133H164ZM162 135V136H165V135ZM169 134V133H168ZM167 136H170L168 135ZM217 134V133H216ZM236 134V133H235ZM264 134V133H263ZM9 135V134H8ZM17 135V134H16ZM23 135V134H22ZM27 135V134H26ZM88 135V137L90 136L93 137L92 139L94 140V136L96 134L94 133H88L86 134ZM85 135V136H86ZM121 135V134H120ZM160 135V134H159ZM179 135V134H178ZM229 135V134H228ZM84 136V137H85ZM158 136V134H157ZM162 136H159L162 138ZM166 136V137H167ZM184 136V135H183ZM219 136V135H218ZM227 136V135H226ZM232 136V135H231ZM15 137V136H14ZM20 137V136H19ZM23 137H26V136H23ZM22 137V138H23ZM34 137V136H33ZM87 137V138H88ZM98 136H96L97 138ZM102 137V135H101ZM106 137V136H104ZM127 137V136H126ZM129 137V136H128ZM144 137V135H143ZM165 137V138H166ZM172 137V136H171ZM204 139H206L208 137V133H205L203 135ZM220 137V136H219ZM233 137V136H232ZM17 138V137H16ZM49 138L48 140L53 142V143H57V139L59 138H54V137H47ZM80 138V137H79ZM86 138V139H87ZM158 138V137H157ZM175 138V137H174ZM174 138L170 139V140H173ZM252 138V137H251ZM257 138V137H256ZM5 141H9V140H6L5 138H3ZM15 139V138H14ZM18 140L20 138H17ZM25 139V138H24ZM28 140H30V137H27ZM34 139V138H33ZM64 139V138H63ZM91 139V140H92ZM98 139V138H97ZM102 139V138H101ZM105 139V138H104ZM110 139V138H109ZM163 139V138H162ZM161 139V140H162ZM168 139V138H167ZM192 139V138H190ZM194 139V137H193ZM192 139V141H194ZM225 139V138H224ZM227 139V138H226ZM254 139V138H252ZM251 139V140H252ZM0 140H2V138H0ZM36 140V139H35ZM38 140V138H37ZM76 140H79V139H76ZM106 140H107V137H106ZM105 140V141H106ZM129 140V139H128ZM127 140V141H128ZM164 140V139H163ZM195 140H196V137H195ZM198 140V139H197ZM256 140V139H255ZM254 140V141H255ZM258 140V139H257ZM27 141V140H26ZM41 141V140H40ZM39 141V142H40ZM43 141V140H42ZM59 141H63V140H59ZM87 141V140H86ZM101 141V140H100ZM102 141H104L102 139ZM152 141V139H151ZM181 141V140H180ZM184 141V140H182ZM230 141V139H229ZM259 141V140H258ZM1 142V141H0ZM3 142V141H2ZM15 142L16 139H15ZM14 142V143H15ZM20 142V140H19ZM22 142V141H21ZM37 142V141H36ZM77 142V141H76ZM79 142V141H78ZM94 142V141H93ZM111 142V141H110ZM125 142V141H124ZM137 142H138V139H137ZM167 142V141H166ZM169 142V141H168ZM172 142V141H171ZM174 142V140H173ZM191 142V141H190ZM200 142V141H199ZM11 141L8 143L10 144ZM42 143H45L46 142H42ZM41 143V144H42ZM49 143V142H48ZM47 143V144H48ZM52 143V145H53ZM55 143V144H56ZM74 143V142H73ZM98 145L99 141L96 142ZM143 143V142H142ZM153 142H151L152 144ZM163 143V142H162ZM264 143V141H263ZM1 144V143H0ZM12 144V143H11ZM16 144V143H15ZM35 144V143H34ZM39 144V143H38ZM37 144V147L41 144L38 145ZM75 144V143H74ZM107 144H110L109 141L107 142ZM123 144V143H121ZM126 146H127V142L125 143ZM124 144V145H125ZM131 144V143H130ZM129 144V145H130ZM134 144V143H133ZM132 144V145H133ZM139 143H137L138 145ZM145 144V143H144ZM165 144V143H164ZM169 144V143H168ZM225 144V143H223ZM256 144V143H255ZM3 145V144H2ZM6 145V144H5ZM18 145V143H17ZM22 145H24L22 143ZM28 145V144H27ZM44 145V144H43ZM68 145V144H67ZM71 145V144H69ZM116 145V144H115ZM128 145V146H129ZM170 145V144H169ZM167 146L166 148L170 147V146ZM192 145V144H191ZM195 145V144H194ZM230 145V144H229ZM236 145V144H235ZM242 145V144H241ZM261 145V143H260ZM13 146V144H12ZM36 146V145H35ZM60 146V144H59ZM58 146V148H59ZM76 146V145H75ZM93 146V145H92ZM121 146V145H119ZM125 146V147H126ZM155 147V145H153ZM161 146V145H160ZM189 145H187L188 147ZM255 146V145H254ZM258 146V145H257ZM257 146H255L254 148H256ZM11 147V145H10ZM36 147V148H37ZM40 147V146H39ZM46 147H50V146H45ZM53 147V146H52ZM73 147V146H72ZM71 147V148H72ZM79 147V146H78ZM95 147V146H93ZM137 147H140V146H137ZM142 147H144L142 145ZM146 147H147V144H146ZM158 147V146H157ZM194 147V146H193ZM1 149L3 147H0ZM9 148V147H8ZM12 148V147H11ZM16 148V147H15ZM21 148V147H20ZM23 148V147H22ZM65 148V147H64ZM75 148V147H74ZM156 148V147H155ZM171 148V147H170ZM189 148V147H188ZM196 148V147H194ZM193 148V149H194ZM201 150H202V147H200ZM230 148H232L230 146ZM6 149H7V146H6ZM13 149V148H12ZM11 149V150H12ZM18 149V148H17ZM54 149V148H52ZM81 149V148H80ZM107 150L109 148H106ZM118 149V147H117ZM129 149V148H128ZM131 149V148H130ZM152 149V148H151ZM158 149V148H156ZM219 149V147H218ZM222 149V148H221ZM10 150V151H11ZM14 150V149H13ZM16 150V149H15ZM19 150V149H18ZM27 150V149H26ZM29 150V149H28ZM33 150V149H32ZM30 150V151H32ZM36 150V149H35ZM47 150V149H46ZM60 150V149H59ZM73 150V148H72ZM76 150V149H75ZM125 150V149H124ZM123 150V151H124ZM138 150V149H137ZM136 150V151H137ZM196 150H198L196 148ZM200 150V151H201ZM205 150V148H204ZM6 151V150H5ZM9 151V150H8ZM52 151V150H51ZM50 151V152H51ZM66 151V150H65ZM64 151V152H65ZM70 151V150H69ZM92 151V150H91ZM115 151V150H114ZM141 151V150H139ZM155 151V149H154ZM159 151V150H158ZM185 151V150H184ZM199 151V152H200ZM255 151V150H253ZM259 151V150H257ZM263 151V149H262ZM261 151V152H262ZM3 152V151H2ZM12 152V151H11ZM16 152V151H15ZM26 151H23V150H20L19 151V154H21L20 156H25ZM29 152V151H28ZM32 152H35L34 150ZM41 152V151H40ZM39 152V154H40ZM45 152V151H44ZM59 152V151H57ZM62 152V151H61ZM73 153V151H71ZM124 152H128V151H124ZM149 152V151H148ZM157 152V151H156ZM160 152V151H159ZM172 152V151H171ZM207 152V151H206ZM264 152V151H263ZM14 153V152H13ZM31 153V152H30ZM38 153V152H37ZM108 153V151H107ZM152 153V152H151ZM165 153V152H164ZM163 153V154H164ZM203 153V152H202ZM205 153V152H204ZM219 153V152H218ZM232 153L234 154V161L236 162H241V158L243 157H239L241 155H238V148L235 146L233 147L232 149ZM3 154H6V152ZM9 154V152H8ZM12 154V153H10ZM18 154V153H17ZM33 155V153H31ZM47 154V153H45ZM66 154V153H65ZM95 154V153H93ZM114 154V153H113ZM122 154V153H121ZM130 154V153H129ZM225 154V153H224ZM13 155V154H12ZM29 155V153H28ZM48 155V154H47ZM59 155V154H58ZM67 155V154H66ZM65 155V156H66ZM74 155V154H73ZM76 155H78L76 153ZM107 155V154H106ZM116 155V154H115ZM147 152H146V156H147ZM183 155V154H182ZM246 155V154H245ZM15 156V155H13ZM34 156V155H33ZM80 156V155H79ZM117 156H118V153H117ZM125 156V155H124ZM122 156V157H124ZM153 156V155H152ZM262 156V154H261ZM6 157V156H4ZM29 157V156H28ZM67 157V156H66ZM113 156L111 155V158ZM121 157V156H120ZM133 157V156H132ZM156 157V156H154ZM166 157V156H165ZM246 157H249V156H246ZM254 157V156H253ZM257 157V156H256ZM38 158V156H37ZM70 158V157H68ZM76 158V157H75ZM114 158V157H113ZM127 158V157H126ZM149 158V157H148ZM147 158V159H148ZM157 158V157H156ZM170 158V157H169ZM258 158V157H257ZM27 159V158H26ZM35 159V158H34ZM71 159V158H70ZM74 159V158H73ZM78 159V157L76 158ZM107 159V158H106ZM115 159V158H114ZM121 159V158H120ZM129 159V158H127ZM132 159V158H130ZM129 159V160H130ZM146 159V157L144 158ZM143 159V160H144ZM160 159V157H159ZM244 159V158H243ZM262 159V157H261ZM2 160V159H1ZM9 160V159H8ZM12 160V159H11ZM10 160V161H11ZM24 160H25V157H24ZM29 160V159H28ZM41 160V159H40ZM63 160V159H62ZM72 160V159H71ZM79 160V159H78ZM108 160V159H107ZM119 160V158H118ZM125 160V159H124ZM135 160V159H134ZM140 160V159H139ZM163 160V158H162ZM172 160V159H171ZM170 160V161H171ZM245 160V159H244ZM6 161V159H5ZM47 161V160H46ZM52 161V160H51ZM60 161H61V158H60ZM106 161V160H105ZM120 161V160H119ZM127 161V160H126ZM132 160H130L131 162ZM137 161V160H136ZM142 161V160H140ZM152 161V160H151ZM159 161V160H157ZM194 161V160H193ZM243 161V160H242ZM250 161V160H249ZM13 162V160H12ZM20 162V161H19ZM44 161H42L43 163ZM74 162V160H73ZM89 162V161H88ZM101 162V161H100ZM114 162V161H113ZM147 162V161H146ZM227 162V161H226ZM248 162V161H247ZM41 163V164H42ZM71 163V162H70ZM78 163V162H77ZM86 163V162H85ZM128 163V162H127ZM139 163V162H138ZM153 163V162H152ZM155 163V162H154ZM157 163V162H156ZM163 163V162H162ZM165 163V161H164ZM194 163V162H193ZM250 163V162H249ZM258 163V162H256ZM6 164H9L8 162ZM13 164V163H12ZM22 164V163H21ZM26 164V163H25ZM75 164H76V161H75ZM102 164V163H101ZM122 164V163H121ZM140 164V163H139ZM138 164V165H139ZM158 164V163H157ZM198 164V163H197ZM229 164V163H228ZM242 164V163H241ZM245 164V163H244ZM87 165V164H86ZM99 165V164H98ZM111 165V164H110ZM113 165V164H112ZM160 165V164H159ZM207 165V164H206ZM255 165V164H254ZM262 165V164H261ZM9 166V165H8ZM12 166V165H11ZM66 166V165H64ZM79 166V164H78ZM78 166L76 167H72L71 165V168H65V167H62L60 166L59 168H55L53 166L52 169L55 170V171H62L64 176H68L69 179H72V178H75V177H78V179H80L79 177H86L88 176L89 178H87V180H91L90 177V174L89 172H86L85 170H81V169H77ZM124 166V165H122ZM180 166V165H179ZM178 166V167H179ZM229 166V165H227ZM241 166V165H239ZM250 166V165H249ZM3 167V166H2ZM1 167V168H2ZM57 167V166H56ZM86 167V166H85ZM98 167V166H97ZM96 167V168H97ZM121 167V166H120ZM119 167V169H121ZM140 167V166H139ZM152 167V166H151ZM155 167V166H154ZM157 167V166H156ZM164 167V165H163ZM205 167V166H203ZM88 168V166H87ZM86 168V170H87ZM91 168V167H90ZM95 168V167H94ZM141 168V167H140ZM162 167H160V170H161ZM181 168V166H180ZM3 169V168H2ZM24 169V168H22ZM52 169H49L50 171H53ZM93 169V168H92ZM102 169V168H101ZM127 169V168H126ZM130 169V168H129ZM139 169V168H137ZM155 169V168H154ZM158 169V167H157ZM164 169V168H163ZM99 170H100V167H99ZM125 170V168H124ZM150 170H153L150 168ZM156 170V169H155ZM172 170V169H171ZM201 170V169H200ZM239 170V169H238ZM246 170V169H245ZM252 170V169H251ZM262 170V169H261ZM1 171V170H0ZM25 171V170H24ZM31 171V170H30ZM49 171V172H50ZM94 171V169H93ZM111 171V170H110ZM134 171V170H131V172ZM142 171H143V168H142ZM140 171V172H142ZM157 171V170H156ZM173 171V170H172ZM175 171V170H174ZM182 171V170H180ZM184 171V170H183ZM227 171V170H226ZM7 172V171H6ZM4 172V175H6ZM23 172V171H22ZM48 172V171H47ZM95 174L97 173V169L96 171H94ZM115 172V170H114ZM119 172V171H118ZM139 172V173H140ZM147 172V170H146ZM176 172V171H175ZM218 172V171H217ZM222 172V171H221ZM228 172V171H227ZM234 172V171H233ZM247 172V171H246ZM92 173V172H91ZM104 173H101L98 178V180H103V182H105V178H104ZM108 173V172H107ZM144 173V172H142ZM151 173V171H150ZM158 173H161L160 171L157 172ZM185 173H187V171L185 170ZM185 173H184V176H185ZM3 174V173H2ZM59 174V173H58ZM62 174V175H63ZM132 174V173H131ZM134 174V173H133ZM132 174V175H133ZM141 174V173H140ZM145 174H148V173H145ZM144 174V175H145ZM156 174V175H157ZM173 174V173H172ZM189 174V173H188ZM200 174V173H199ZM229 174V173H228ZM231 174V173H230ZM229 174V175H230ZM243 174V173H242ZM264 174V173H263ZM262 174V175H263ZM27 175V173H26ZM34 175V174H32ZM37 175V174H36ZM60 175V174H59ZM115 175V174H114ZM121 175H124V173H122ZM143 175V176H144ZM205 175V173H204ZM210 174H208L209 176ZM212 175V174H211ZM3 176V175H1ZM7 176H9L7 174ZM57 176V175H56ZM118 176V175H116ZM115 176V177H116ZM135 176V174H134ZM142 176V175H141ZM146 176V175H145ZM149 176V174H148ZM152 176V174H151ZM155 176V175H154ZM159 174L157 175V178L159 180ZM181 176V175H180ZM203 176V175H202ZM207 176V177H208ZM243 176V175H242ZM253 176V175H252ZM5 177V176H4ZM30 177V176H29ZM32 177V176H31ZM127 177V176H126ZM186 177V176H185ZM205 177V176H204ZM220 177V176H219ZM245 177V176H244ZM263 177V176H262ZM6 178V177H5ZM4 178V179H5ZM12 178V177H11ZM24 178V177H23ZM94 178V177H93ZM107 178V176H106ZM133 178V177H132ZM183 178V177H181ZM187 178V177H186ZM203 178V177H202ZM214 178V177H213ZM227 177H225L226 179ZM241 178V177H240ZM3 179V178H2ZM3 179V180H4ZM8 179V178H7ZM5 179V180H7ZM14 179V178H13ZM119 179V178H118ZM131 179V177H130ZM143 179V178H142ZM145 179V178H144ZM153 179V178H152ZM193 179V178H192ZM205 179V178H204ZM207 179V178H206ZM217 179V178H216ZM229 179V178H227ZM249 179V178H248ZM254 179V178H253ZM256 179V177H255ZM258 179V178H257ZM263 179V178H262ZM10 180V179H9ZM34 180V179H33ZM52 180V178H51ZM54 180V179H53ZM56 180V179H55ZM60 180V179H59ZM97 180V181H98ZM109 180V179H108ZM136 180V179H135ZM135 180L131 179V181L129 182L128 181V178H125V177H121L120 178V181H116L115 183L119 186V188L121 187L122 188V185L125 183H129L127 184L128 186H124L125 187H128V190L131 191L132 190V194L133 193H137L138 196L133 198V196H131L133 199L135 198H138V199H141V198H144L145 201H147V199H149L152 195L154 194H157L158 196H156L157 198V201H162L164 202V199L166 201V203L164 202V204H166L167 206V202L171 203V205H174L173 202L179 200V203L180 204V200H182L180 197L183 196V195H180V197L176 196V195H173V196H170L168 192V194H163L161 192V194H158L157 192V187L154 183H149L148 184V187H143V186H140L138 185V183H134ZM138 180V179H137ZM146 180V179H145ZM157 180V179H156ZM161 180V179H160ZM165 180V179H163ZM172 180V179H171ZM183 180V179H182ZM264 180V179H263ZM85 181V180H84ZM83 181V184L85 183ZM154 181V180H153ZM207 181H209L207 179ZM206 181V182H207ZM244 181V180H243ZM251 181V180H250ZM1 182V181H0ZM3 182V181H2ZM6 182V181H5ZM8 182V181H7ZM12 182V181H11ZM56 182V181H55ZM65 182V181H63ZM62 182V183H63ZM67 182V181H66ZM81 182V181H80ZM79 182V183H80ZM143 182H146V181H143ZM158 182V181H157ZM177 182V181H176ZM175 182V183H176ZM182 182V181H181ZM248 182V181H247ZM18 183V182H17ZM114 183V184H115ZM158 183H161L160 181ZM253 183H254V180H253ZM257 183V182H256ZM4 186L6 183H4ZM68 184V182H67ZM74 184V183H73ZM81 184V183H80ZM89 184V183H88ZM96 184V183H94ZM104 184V183H103ZM106 184V183H105ZM111 184V183H110ZM153 184V186H151ZM199 184V183H198ZM203 184V183H202ZM234 184V183H233ZM46 185V184H45ZM57 185H59V183H57ZM76 185V184H75ZM86 185V184H85ZM101 185V184H100ZM116 185V186H117ZM155 185V186H154ZM159 185V184H158ZM174 184H172V187H173ZM200 185V184H199ZM238 185V184H237ZM240 185V184H239ZM258 185V184H256ZM69 188H71V184H68L67 185ZM66 186V187H67ZM78 186V185H77ZM76 186V187H77ZM96 186V185H95ZM95 186H92L93 189ZM107 186V185H106ZM115 186V187H116ZM188 186V185H187ZM196 186V185H195ZM235 186V185H234ZM259 186V185H258ZM261 186V185H260ZM45 187V186H44ZM57 188V186H55ZM65 185L61 186L60 190L61 191H53V192H50V193H46L47 196L49 197L48 199L50 201H52L51 199H53V201H56V202H62L64 200H69V197L67 195V193H70V190L68 189H64ZM99 187V185H98ZM103 192L108 194V192H106L107 190V187L103 186ZM171 187V185H170ZM191 187H194L193 185L190 186L189 188ZM198 187V186H197ZM237 187V186H236ZM239 187V186H238ZM255 187V186H254ZM55 188V189H56ZM63 188V189H62ZM89 188V187H88ZM91 188V186H90ZM161 188V186H160ZM242 188V187H241ZM246 188V187H245ZM256 188V187H255ZM22 189V188H21ZM78 189V188H77ZM96 189V188H95ZM94 189V192L97 191ZM102 189V188H101ZM111 189V188H110ZM117 189V188H115ZM214 189V187H213ZM216 189V187H215ZM237 189V188H236ZM79 190V189H78ZM89 190V189H88ZM118 190V189H117ZM120 190V189H119ZM118 190V191H119ZM123 190V188H122ZM121 190V191H122ZM125 190V189H124ZM123 190V191H124ZM162 190V189H161ZM160 190V191H161ZM165 190V189H164ZM205 190V189H204ZM224 190V189H223ZM242 190V189H241ZM251 190V189H250ZM258 190V189H257ZM16 191V190H15ZM75 191V189H74ZM82 191V190H81ZM115 191V190H114ZM159 191V189H158ZM221 191V190H220ZM249 191V190H248ZM260 191V190H259ZM258 191V192H259ZM46 192H47V189H46ZM90 192V191H89ZM102 192V194H103ZM111 192V191H110ZM109 192V195L113 194L111 193L110 194ZM157 192V193H156ZM194 192V191H193ZM1 193V192H0ZM45 194V191L43 192ZM97 193V192H96ZM101 193V192H100ZM125 193V192H124ZM129 193V192H128ZM237 193V192H236ZM264 193V192H263ZM262 193V195H264ZM36 195V193H34ZM80 194V193H79ZM98 194V193H97ZM96 194V196L98 197V195ZM100 194V195H102ZM122 194V192H121ZM127 194V193H126ZM176 194V193H175ZM185 194V193H184ZM189 194V192H188ZM191 194V193H190ZM193 194V193H192ZM210 194V193H209ZM212 194V193H211ZM245 194V192H244ZM247 194V193H246ZM92 195V194H91ZM116 195V194H115ZM131 195V193H130ZM172 195V194H171ZM186 195V194H185ZM232 195V194H231ZM260 195V194H259ZM118 196H120V194H118ZM122 196H124L122 194ZM192 196V195H191ZM233 196V195H232ZM240 196V195H238ZM245 196V195H244ZM248 196V195H246ZM7 197V196H6ZM38 197V195H37ZM36 197V198H37ZM43 197V195H42ZM46 197V196H45ZM84 197V196H83ZM95 197V196H93ZM106 197V196H105ZM104 197V198H105ZM110 197V196H109ZM126 197V196H125ZM128 197L130 198V196L128 195ZM149 197V198H148ZM154 197V196H153ZM205 197V196H204ZM230 197V196H229ZM2 198V197H0ZM9 198V197H8ZM19 198V197H18ZM24 198V197H23ZM34 198V197H33ZM44 198V197H43ZM112 198V197H111ZM119 198V197H118ZM117 198V199H118ZM127 198V197H126ZM128 198V199H129ZM186 198V197H185ZM219 198V197H218ZM231 198V197H230ZM238 198V197H237ZM240 198V197H239ZM242 198V197H241ZM10 199V198H9ZM39 199V198H38ZM47 199V198H46ZM96 199V197H95ZM113 199V198H112ZM116 199V197H115ZM114 199V200H115ZM132 199V200H133ZM137 199V201H138ZM244 199V198H243ZM6 200V199H5ZM34 200V199H33ZM45 200V199H44ZM94 200V199H93ZM106 201V199H104ZM103 200V201H104ZM121 200V199H120ZM184 200V199H183ZM182 200V201H183ZM188 200V199H187ZM235 200V199H234ZM238 200V199H237ZM246 200V199H245ZM73 201V200H71ZM75 201V200H74ZM77 201V200H76ZM92 201V200H91ZM104 201V202H105ZM144 201V200H142ZM144 201V202H145ZM189 201V200H188ZM229 201V200H228ZM227 201V202H228ZM247 201V200H246ZM4 202V200H3ZM113 202V200H112ZM117 202V201H115ZM114 202V203H115ZM141 202V201H139ZM156 202V201H155ZM186 202V201H185ZM231 202H234V201H231ZM264 202L263 200L261 201V198H255V199H251V200H248V204L249 206L251 207H254L256 206L257 203H262ZM25 205L27 202H25ZM30 203H32V201L30 200ZM45 203V202H43ZM54 203V202H53ZM63 203V202H62ZM95 203V202H94ZM100 203V202H99ZM106 203V202H105ZM176 203V202H175ZM183 203V202H182ZM211 203V202H210ZM12 204V203H11ZM48 204V202H47ZM67 204V203H66ZM89 204V202H88ZM98 204V201L97 203ZM101 204V203H100ZM137 204V203H136ZM142 204V203H140ZM145 204V203H144ZM150 205V203H147ZM146 204V205H147ZM168 204V205H169ZM184 204H187L184 203ZM219 204V203H218ZM235 204H236V201H235ZM233 204V206L235 205ZM9 205V204H8ZM45 205V204H44ZM43 205V207H44ZM93 205V204H92ZM102 205H104V203H102ZM111 205V204H110ZM143 205V204H142ZM177 205V204H176ZM200 205V204H199ZM264 205V204H263ZM262 205V206H263ZM6 206V205H5ZM10 206V205H9ZM8 206V207H9ZM30 206V205H29ZM37 206V205H36ZM50 206V205H49ZM63 206V205H62ZM66 206V205H65ZM76 206V205H75ZM100 206V205H99ZM140 206V205H139ZM151 206V205H150ZM232 206V207H233ZM236 206H237V209L238 208V204L234 206L235 210H236ZM31 207V206H30ZM28 207V208H30ZM34 207V206H33ZM77 207V206H76ZM115 207V206H114ZM114 207H111V208H114ZM134 207V206H133ZM141 207V206H140ZM165 207V206H164ZM169 207V206H168ZM183 207V206H182ZM230 207V205H229ZM244 207V206H243ZM32 208V207H31ZM37 208V207H36ZM80 208V207H79ZM87 208V207H86ZM97 208V207H96ZM100 208V207H99ZM103 209L105 208L106 209V206L102 207ZM109 209H111L110 207H108ZM106 209V211H108L109 209ZM117 208V207H115ZM139 208V207H138ZM153 208V207H152ZM162 208V207H161ZM173 208V207H172ZM212 208V207H211ZM231 208V207H230ZM246 208V207H245ZM248 208V207H247ZM246 208V209H247ZM6 209V208H5ZM22 210V208H20ZM42 209V207L40 208V210ZM45 209V208H44ZM43 209V210H44ZM54 209V212H57L55 211V208ZM61 209V207H60ZM59 209V211H60ZM74 209V208H73ZM78 209V208H77ZM89 209V208H88ZM87 209V210H88ZM98 209V208H97ZM102 209V210H103ZM119 209V208H118ZM136 209V208H135ZM151 209V208H150ZM160 209V208H159ZM170 209V208H169ZM232 209V208H231ZM230 209V211H231ZM243 209V208H242ZM13 210V209H11ZM10 210V212H11ZM17 210V209H16ZM29 210V209H28ZM32 210V209H31ZM34 210V209H33ZM62 210V209H61ZM82 210V209H81ZM101 210V209H100ZM99 210V211H100ZM163 210V209H162ZM165 210V209H164ZM182 210V209H181ZM219 210V209H218ZM233 210V209H232ZM240 210V209H239ZM250 210V209H249ZM257 211H259L258 209H256ZM261 210V209H260ZM5 211V210H4ZM15 211V209H14ZM13 211V212H14ZM25 211V210H22V212ZM36 211V209L34 210ZM33 211V212H34ZM50 213L52 211L49 210ZM48 211V212H49ZM65 211V210H64ZM120 211V210H119ZM138 211V210H137ZM177 211V209H176ZM206 211V210H205ZM224 211V210H223ZM7 212V211H5ZM11 212L10 214V217L12 218H16V219H20L19 222L17 223H23V218H25V215L24 213L21 214L19 212ZM28 212V211H26ZM30 212L29 211V215L28 216H31L30 215ZM44 212V211H43ZM45 212H46V209H45ZM77 212V211H76ZM94 212V210H93ZM116 212V211H115ZM115 212H111L112 214L115 213ZM163 212V211H162ZM166 212V211H165ZM164 212V213H165ZM178 212V211H177ZM227 212V211H226ZM236 212V211H235ZM239 212V211H237ZM9 213V211H8ZM37 213V211H36ZM34 212V214H36ZM60 213V212H58ZM65 213V212H64ZM88 213V212H87ZM100 213V212H99ZM98 212L96 214H98L99 216H102V214H104V212L102 213L101 211V214H99ZM171 213H175V212H171ZM197 213L199 214V212H195V215H197ZM222 213V212H221ZM228 213L230 214V212L228 211ZM233 213V211L231 212ZM6 214V213H5ZM26 214V213H25ZM32 214V213H31ZM33 214V215H34ZM39 214V211L38 213ZM47 214V212L45 213ZM93 214V213H92ZM106 214V213H105ZM110 214V213H109ZM111 214V215H112ZM145 214V213H143ZM150 214V213H149ZM163 214V213H162ZM180 214V213H179ZM177 214V215H179ZM201 214V213H200ZM203 214V213H202ZM213 214V213H212ZM220 214V213H219ZM260 214V213H259ZM263 214V212H262ZM6 215V216H8ZM53 215V214H52ZM56 215V214H55ZM75 215V213H74ZM87 215V214H86ZM110 215V216H111ZM120 215V214H119ZM130 215V214H129ZM132 215V214H131ZM159 215V214H157ZM156 215V216H157ZM169 215V214H168ZM173 215V214H172ZM176 215V213L174 214V216ZM204 215V214H203ZM231 215V214H230ZM37 216V215H36ZM39 216V215H38ZM40 216H42L40 214ZM39 216V217H40ZM45 216V215H44ZM48 216V215H47ZM51 216V214L49 215ZM65 216V215H64ZM92 217V215H90ZM89 216V217H90ZM95 216V214H94ZM109 216V217H110ZM115 216V215H114ZM160 216V215H159ZM158 216V217H159ZM166 216V215H165ZM200 216V215H199ZM210 216V215H209ZM208 216V217H209ZM228 216V215H227ZM4 217V216H3ZM39 217H36V218H39ZM43 217V216H42ZM42 217H41V220H42ZM46 217V216H45ZM81 217V216H80ZM108 217V218H109ZM120 217V216H118ZM129 217V216H128ZM161 217V216H160ZM176 217V216H175ZM174 217V218H175ZM179 217V216H178ZM176 217V218H178ZM212 217V216H211ZM210 217V218H211ZM31 218V217H28V219ZM52 218V217H51ZM103 217H101L99 220H101ZM105 218V217H104ZM111 218V217H110ZM123 218V217H121ZM157 218V217H156ZM162 218V217H161ZM169 218V217H168ZM213 218V217H212ZM211 218V219H212ZM216 218V217H215ZM235 218V216H234ZM28 219H24V220H28ZM46 219V218H45ZM48 219V218H47ZM53 219V218H52ZM51 219V220H52ZM132 219V218H131ZM138 219V218H137ZM136 219V220H137ZM180 219V218H179ZM204 219V218H203ZM207 219V217H206ZM224 219V218H223ZM222 219V220H223ZM8 220V219H7ZM40 220V222H41ZM44 220V219H43ZM50 220V219H49ZM59 220V218H58ZM63 220V219H62ZM97 220H98V217H97ZM105 219H103L104 221ZM112 220V219H111ZM156 220V219H155ZM160 220V219H159ZM232 220V219H230ZM229 220V221H230ZM242 220V218H241ZM261 220V219H260ZM9 221V220H8ZM15 221V220H14ZM13 221V222H14ZM39 221V220H38ZM48 221V220H47ZM55 221V219H54ZM106 221H108L106 219ZM113 221V220H112ZM131 221V220H130ZM154 221V220H152ZM168 223H169V220H167ZM178 221V219H177ZM217 221V220H216ZM253 221V220H251ZM11 222V220H10ZM27 222V221H26ZM53 222V220H52ZM71 222V221H70ZM96 219L95 221L92 223V225L96 224ZM110 222V220L108 221ZM164 222V221H163ZM207 222H209V220H207ZM218 222V221H217ZM1 223V222H0ZM4 223V222H3ZM54 223V222H53ZM57 223V222H56ZM66 223V222H65ZM103 223V222H102ZM106 223V222H104ZM103 223V224H104ZM140 223V222H139ZM157 223V222H156ZM154 223V225L156 224ZM162 223V221L160 222ZM167 223V225H168ZM176 223V222H175ZM181 223V222H180ZM183 223V222H182ZM206 223V222H205ZM230 223V222H229ZM11 224L13 225V223L11 222ZM24 224V223H23ZM44 224V223H43ZM115 224V223H114ZM113 224V226H114ZM118 224V223H117ZM153 224V223H152ZM170 224H172L170 222ZM185 224V223H183ZM203 224V223H202ZM208 224V223H207ZM218 224V223H217ZM226 224V223H225ZM228 224V223H227ZM234 224V223H233ZM2 225V224H1ZM16 225V224H15ZM14 225V226H15ZM19 225V224H18ZM55 225V224H53ZM52 225V226H53ZM101 224L99 223V226ZM105 225V224H104ZM159 225V224H157ZM162 225V224H161ZM175 225V224H174ZM180 225V224H179ZM221 225V224H220ZM224 225V224H223ZM251 226V224H249ZM262 225V224H261ZM17 226V225H16ZM20 226V225H19ZM26 226V225H25ZM40 226V225H39ZM43 226V225H42ZM46 226V225H45ZM62 226V225H61ZM64 226V225H63ZM95 226V225H94ZM112 226V227H113ZM135 226V225H134ZM182 226V225H180ZM185 226V225H184ZM206 226V225H205ZM210 228L212 226V224L209 225ZM208 226V227H209ZM215 224L213 225V228H214ZM226 226V225H225ZM232 225H230L231 227ZM249 226V227H250ZM1 227V226H0ZM3 227V226H2ZM10 227V226H9ZM8 227V228H9ZM57 227V226H56ZM97 227H98V223H97ZM158 227V226H156ZM176 227V226H175ZM207 227V228H208ZM219 227V226H218ZM222 227V225H221ZM39 228V227H38ZM59 228V227H58ZM94 228V227H93ZM170 228V227H169ZM179 228V227H178ZM198 228V227H197ZM203 228V227H202ZM201 228V229H202ZM217 228V227H216ZM220 228V227H219ZM224 228V227H223ZM6 229V228H5ZM35 229V228H34ZM50 229V227H49ZM97 230V228H95ZM181 229V227H180ZM190 229V228H189ZM225 229V228H224ZM223 229V230H224ZM1 230V229H0ZM14 230V229H13ZM18 230V229H17ZM90 230V229H89ZM94 230V229H93ZM103 230V229H102ZM162 230V229H161ZM165 230V229H164ZM178 230V229H177ZM192 230V229H191ZM200 230V228H199ZM4 231V230H3ZM19 231V230H18ZM167 231V230H166ZM175 231V230H174ZM186 231V230H185ZM188 231V230H187ZM221 231V230H220ZM235 231V230H234ZM233 231V232H234ZM1 232V231H0ZM6 232V231H5ZM50 232V231H49ZM94 233H96V231H93ZM170 232V231H169ZM173 232V231H172ZM176 232V231H175ZM178 232V231H177ZM218 232V231H217ZM222 232V231H221ZM241 232V231H240ZM2 233V232H1ZM33 233V232H32ZM48 233V232H47ZM119 233V232H118ZM153 233V232H152ZM28 234V233H27ZM64 234V233H63ZM98 234H100L98 232ZM155 234V233H154ZM166 234V233H165ZM187 234V233H186ZM234 234V233H233ZM239 234V233H238ZM89 235V234H88ZM93 234H91L90 236H92ZM159 235V234H158ZM218 235V234H217ZM7 236V235H6ZM22 236V235H21ZM103 236V235H102ZM105 236V235H104ZM153 236V235H152ZM234 236V235H233ZM237 236V235H236ZM259 236V235H258ZM4 237V236H3ZM2 237V238H3ZM37 237V236H36ZM48 237V236H47ZM52 237V236H51ZM56 237V236H55ZM110 237V236H109ZM113 237V236H111ZM115 237V236H114ZM119 237V236H118ZM121 237V236H120ZM161 237V236H160ZM163 237V236H162ZM170 238V236H168ZM238 237V236H237ZM27 237H25L26 239ZM38 238V237H37ZM82 238V237H81ZM86 238V236H85ZM88 238V237H87ZM105 238V237H104ZM104 238L102 240H104ZM107 238V237H106ZM123 238V237H122ZM121 238V239H122ZM182 238V237H181ZM184 238V237H183ZM231 238V237H230ZM255 238V237H254ZM260 238V237H257V239ZM262 238V237H261ZM1 239V238H0ZM19 239V238H18ZM44 239V238H43ZM100 239V238H98ZM126 239V238H125ZM161 239V238H160ZM163 239V238H162ZM167 239V238H166ZM195 239V238H194ZM256 239V238H255ZM264 239V238H263ZM1 240H4V239H1ZM9 240V239H7ZM11 240V239H10ZM20 240V239H19ZM24 240V239H22ZM28 240V239H27ZM52 240V239H50ZM92 240V239H91ZM171 240V239H170ZM231 240V239H230ZM243 240V239H242ZM79 241V240H78ZM86 241V240H85ZM105 241V240H104ZM110 241V240H109ZM128 241V239H127ZM140 241V240H139ZM151 241V240H150ZM156 241V240H155ZM154 241V242H155ZM168 241V240H167ZM172 241V240H171ZM183 241V240H182ZM8 242V241H7ZM21 242V241H19ZM26 242V240H25ZM54 242H57L54 240ZM54 242L52 244H54ZM82 242V241H81ZM96 242V241H95ZM119 242V241H118ZM153 242V243H154ZM162 242V241H161ZM192 242V241H191ZM229 242V240L227 241ZM233 242V241H231ZM259 242H263V241H259ZM13 243V242H12ZM16 245L18 246L17 242H15ZM24 243V242H23ZM21 243V244H23ZM32 243V241H31ZM30 243V245H31ZM42 243V242H40ZM49 243V242H48ZM74 243V242H73ZM90 243V242H89ZM93 243V242H91ZM97 243V242H96ZM99 243V242H98ZM107 243V242H106ZM105 243V244H106ZM128 243H130L128 241ZM136 243H138L136 241ZM140 243V242H139ZM138 243V244H139ZM150 243V242H149ZM158 243V242H156ZM189 243V242H188ZM47 244V243H46ZM45 242H44V245H46ZM104 244V243H103ZM123 244V243H122ZM125 244V243H124ZM135 244V243H134ZM138 244H135V247L136 245ZM163 244V243H162ZM170 244V243H169ZM169 244H167V247L169 248ZM172 244V242H171ZM170 244V247H172ZM190 244V243H189ZM241 244V243H239ZM257 244H258V241H257ZM29 245V247H30ZM42 245V244H40ZM56 245V244H55ZM100 245V243L98 244ZM141 245V244H140ZM165 245V244H164ZM229 245V244H228ZM231 245V243H230ZM263 245V244H261ZM260 245V246H261ZM2 246V245H1ZM49 246V245H48ZM51 246V244H50ZM49 246V247H50ZM57 246V245H56ZM96 246V245H95ZM101 246H102V243H101ZM100 246V247H101ZM130 246H133V244ZM150 246V245H149ZM154 246L155 248L157 246L155 245H152ZM218 246V245H217ZM232 246V245H231ZM14 247V246H13ZM32 247V246H31ZM36 247V246H35ZM43 247V245H42ZM48 247V248H49ZM73 247V246H72ZM99 247V246H98ZM97 247V248H98ZM144 247H147V245L144 244ZM143 247V248H144ZM165 247V248H167ZM191 247V246H190ZM257 247V246H256ZM15 248V247H14ZM22 248V247H21ZM37 248V247H36ZM35 248V249H36ZM52 248V247H51ZM62 248V247H61ZM139 248V247H138ZM142 248V249H143ZM151 248V247H150ZM159 248V247H158ZM157 248V249H158ZM175 248V247H174ZM186 248V246H185ZM228 248V247H227ZM247 248V247H246ZM258 248V247H257ZM13 249V248H12ZM11 249V250H12ZM16 250L19 249V248H15ZM31 249V248H30ZM41 249L40 248V251L37 249V251L40 252V254L42 255L41 253ZM101 249V248H100ZM106 249V248H104ZM103 249V250H104ZM148 249V248H147ZM160 249V248H159ZM164 249V248H163ZM232 248L228 249V250H231ZM235 249V248H234ZM233 249V250H234ZM249 249V248H248ZM264 250V248L261 246L259 250ZM14 250V249H13ZM34 251V249H32ZM53 250V249H52ZM56 250V249H55ZM135 250V249H134ZM138 249H136L137 251ZM145 250V249H144ZM143 250V251H144ZM150 250V249H149ZM154 250V249H153ZM153 250L151 252H153ZM156 250V249H155ZM218 250V249H217ZM227 250V251H228ZM238 250V249H237ZM236 250V251H237ZM261 250V251H262ZM1 251V250H0ZM18 251V250H17ZM31 251V250H30ZM36 251V253H37ZM46 251H49V250H46ZM51 251V250H50ZM54 251V250H53ZM53 251H51V253H53ZM114 251V250H113ZM135 251V252H136ZM139 251V250H138ZM148 251V250H147ZM189 251V250H188ZM213 251V250H212ZM235 251V252H236ZM244 251V250H242ZM257 251V250H256ZM22 252V250H21ZM19 252L18 255L21 253ZM27 252V251H26ZM26 252H23L26 253ZM29 252V251H28ZM32 252V251H31ZM30 252V253H31ZM45 252V250H44ZM56 252V251H55ZM86 252V251H85ZM88 252V251H87ZM86 252V253H87ZM116 253V251H114ZM113 252V253H114ZM149 252V251H148ZM147 252V253H148ZM219 252V251H218ZM233 252V251H232ZM264 252V251H263ZM9 253V252H8ZM11 253V251H10ZM34 253V252H33ZM32 253V254H33ZM47 253V252H46ZM44 253V254H46ZM50 253V254H51ZM59 253V252H57ZM112 253V252H111ZM112 253V255H113ZM114 253V254H115ZM137 253V252H136ZM135 253V254H136ZM146 253V252H145ZM144 253V254H145ZM146 253V254H147ZM157 253V252H156ZM172 253V252H171ZM170 253V254H171ZM226 253V252H225ZM237 253V252H236ZM247 253V252H246ZM249 253V252H248ZM252 253V252H251ZM250 253V254H251ZM257 253V252H255ZM62 254V253H61ZM61 254H58L61 255ZM143 254V253H142ZM145 254V255H146ZM165 254V253H163ZM205 254V253H204ZM223 254V252H222ZM229 251L227 254H224L225 257H227L229 255ZM234 254V253H233ZM253 254V253H252ZM258 254V253H257ZM260 254V253H259ZM258 254V255H259ZM37 255V254H36ZM34 256V258H36L37 256ZM39 255V254H38ZM48 255V254H46ZM44 255V257L46 256ZM54 255V254H53ZM71 255V254H70ZM95 255V254H94ZM93 255V256H94ZM149 255V254H148ZM147 255V256H148ZM152 255V254H150ZM219 256V254H216ZM215 255V256H216ZM227 255V256H226ZM243 255V254H241ZM255 255V254H254ZM30 254L27 256L29 257ZM43 256V255H42ZM50 256V255H48ZM56 256V255H55ZM57 256V257H58ZM99 256V255H98ZM119 257V255H117ZM137 257V254L135 255ZM139 256V255H138ZM146 256V258H147ZM159 256V255H158ZM157 256V257H158ZM161 256V255H160ZM164 256V255H162ZM161 256V257H162ZM173 256V255H171ZM169 256V257H171ZM236 256V255H235ZM256 256V255H255ZM13 257V256H12ZM16 257V256H14ZM21 258V256L19 255L18 258ZM26 257V254L25 256ZM23 257V258H24ZM39 257V256H38ZM37 257V259H39ZM53 257V256H52ZM61 257V256H60ZM67 257V256H66ZM73 257V256H72ZM101 257V256H100ZM104 257V256H103ZM109 257V256H108ZM145 257V256H144ZM151 257V256H150ZM160 257V258H161ZM168 257V256H167ZM229 257H232V256H229ZM251 257V256H250ZM260 257V255H259ZM263 257V256H262ZM2 258V257H1ZM4 258H6L4 256ZM8 258V257H7ZM107 258V256H106ZM120 258V257H119ZM142 258V257H141ZM145 258V259H146ZM163 258V257H162ZM218 258V257H217ZM221 258H222V255H221ZM237 258V257H236ZM247 258V257H245ZM25 259V258H24ZM32 259V256L29 257V261ZM42 259V258H41ZM52 259V258H51ZM69 259V258H68ZM89 259V258H88ZM92 259V258H91ZM99 259V258H98ZM135 259V258H134ZM139 259V258H138ZM137 259V260H138ZM153 259V257H152ZM151 259V260H152ZM164 259V258H163ZM162 259V260H163ZM167 259V258H166ZM226 259H229L228 257ZM233 259V257H232ZM248 259V258H247ZM255 259V258H254ZM261 259V258H260ZM14 260V259H13ZM34 260V259H33ZM42 260H45L42 259ZM42 260L38 261V264H40L39 262H42ZM108 260V259H107ZM106 260V261H107ZM111 260V259H110ZM116 260V259H115ZM150 260V259H148ZM150 260V262H151ZM159 260V259H158ZM208 260V259H207ZM215 260V259H214ZM213 260V261H214ZM231 260V259H230ZM249 260V259H248ZM257 260V259H256ZM22 262H24L23 259H21ZM20 260H18V263L21 262ZM50 261L52 260H49V263ZM67 261V260H66ZM121 261V260H120ZM139 261V260H138ZM154 261V260H152ZM167 261V260H166ZM166 264H170V262H166ZM169 261V260H168ZM234 261H237L234 259ZM239 261V260H238ZM241 261V260H240ZM250 261V260H249ZM259 261V260H258ZM257 261V262H258ZM10 260L7 259V262L6 263H9ZM33 262V261H31ZM35 262V260H34ZM48 262V261H47ZM61 262V261H60ZM68 262V261H67ZM71 262V261H70ZM104 262V261H103ZM110 263L112 261H109ZM108 262V263H109ZM136 262V261H135ZM135 262H133V264H135ZM148 262V261H147ZM156 262V261H154ZM185 262V261H184ZM217 262V261H216ZM260 262V261H259ZM1 263V262H0ZM11 263V262H10ZM9 263V264H10ZM45 262H42L41 264H43ZM48 263V264H49ZM52 263V262H51ZM63 263V262H61ZM76 263V262H75ZM98 263V262H96ZM95 263V264H96ZM152 263V262H151ZM196 263V262H195ZM227 263V262H226ZM253 263V261H252ZM261 263V262H260ZM26 264V263H25ZM28 264V263H27ZM34 264V263H33ZM37 264V263H35ZM54 264V263H53ZM57 264V263H56ZM64 264H65V261H64ZM112 264V263H111ZM114 264V263H113ZM201 264V263H200ZM230 264V263H229ZM233 264V263H232ZM235 264V263H234ZM257 264V263H256Z\"/></svg>", "mask_w": 264, "mask_h": 264}]
</instances>
